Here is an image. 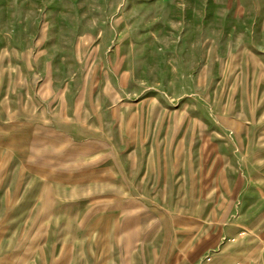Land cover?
I'll return each mask as SVG.
<instances>
[{
    "label": "rangeland",
    "instance_id": "1",
    "mask_svg": "<svg viewBox=\"0 0 264 264\" xmlns=\"http://www.w3.org/2000/svg\"><path fill=\"white\" fill-rule=\"evenodd\" d=\"M261 259L264 0H0V264Z\"/></svg>",
    "mask_w": 264,
    "mask_h": 264
},
{
    "label": "built area",
    "instance_id": "2",
    "mask_svg": "<svg viewBox=\"0 0 264 264\" xmlns=\"http://www.w3.org/2000/svg\"><path fill=\"white\" fill-rule=\"evenodd\" d=\"M233 264H243V263L240 262V261H237V262H235V263H233ZM254 264H264V260L261 259V260H259L258 262H255Z\"/></svg>",
    "mask_w": 264,
    "mask_h": 264
},
{
    "label": "crops",
    "instance_id": "3",
    "mask_svg": "<svg viewBox=\"0 0 264 264\" xmlns=\"http://www.w3.org/2000/svg\"><path fill=\"white\" fill-rule=\"evenodd\" d=\"M209 261H211V258H209L206 262H209Z\"/></svg>",
    "mask_w": 264,
    "mask_h": 264
}]
</instances>
